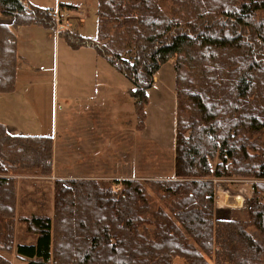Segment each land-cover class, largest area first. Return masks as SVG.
Returning <instances> with one entry per match:
<instances>
[{
    "label": "trees",
    "instance_id": "16d2710c",
    "mask_svg": "<svg viewBox=\"0 0 264 264\" xmlns=\"http://www.w3.org/2000/svg\"><path fill=\"white\" fill-rule=\"evenodd\" d=\"M170 2L98 0L96 39L68 28L58 33L72 48H94L133 84L140 125L154 74L181 55L173 67V178L55 179L53 216H19L34 238L14 247V174L49 176L52 140L10 134L0 123V264H12V252L26 264H173L175 257L264 264V184L253 185L257 200H250L245 222L215 219L212 181L264 180V144L252 139H264V0ZM47 11L29 0H0V13L13 15L16 26L57 29ZM10 40L0 36V61Z\"/></svg>",
    "mask_w": 264,
    "mask_h": 264
},
{
    "label": "rangeland",
    "instance_id": "374dc122",
    "mask_svg": "<svg viewBox=\"0 0 264 264\" xmlns=\"http://www.w3.org/2000/svg\"><path fill=\"white\" fill-rule=\"evenodd\" d=\"M62 10H73L82 13L81 21L75 16L68 17L69 30L78 35L88 38H97V2L98 0H58ZM48 5L54 0H43ZM163 6H172L170 0H161ZM55 7V5H52ZM72 9H70V8ZM71 12V11H70ZM264 16V14H261ZM37 28L31 32L21 34L20 46L23 47L25 60L19 62L17 73L20 77L31 78V83L20 85L15 93H7L3 102L7 103L10 110L17 108L23 129L28 133L38 135H54V158L52 172L57 176H75L93 170L102 176H124L132 175L142 182L152 179L173 178L174 165V140L176 126V98H175V71L174 63L179 56H173L163 63L153 77L154 83L147 91V101L144 106L145 117L142 128L136 115V126L134 129L135 143H130L133 151L129 154V162L118 157L119 164H113V154L102 155V150H97L96 160L101 163L89 164L95 158H85L79 162V149L76 148L73 155H67L64 143L65 134L69 131L83 137L85 126L89 119L97 116L100 122H110L113 105L105 95L109 89L115 93L123 92L124 88L133 84L109 66L108 61L98 55L92 47L82 46L72 48L65 37L58 33L48 36L45 33L54 32L51 28L44 26H31ZM26 49V54L24 52ZM28 57V58H27ZM130 57V56H125ZM197 82L196 78H192ZM183 81H188L186 78ZM27 85V86H25ZM25 86V87H24ZM118 97V94H117ZM118 100V98H117ZM123 102V98H119ZM96 103L97 109L86 104ZM136 109V107H135ZM125 111L131 109L124 107ZM101 124V123H100ZM102 126V124H101ZM138 130V131H137ZM143 132V133H141ZM87 134V133H86ZM252 139H258L264 144L263 138L254 135ZM84 143H74V145ZM108 147H114L113 143H102ZM123 147L120 150H124ZM94 152V147L89 148ZM104 153L107 151L104 149ZM126 156V152H123ZM253 153V152H251ZM58 155V156H57ZM56 156L58 158H56ZM66 160L69 163H63ZM212 161V166L216 164ZM16 178L18 218L15 217V239L14 247L19 243H30L34 234L27 232L25 223L19 221V216L41 214L53 216V193L54 177L32 176L28 174H14ZM99 179V178H95ZM214 183V217L217 220H239L248 222L247 210L250 200L256 199L254 195L255 182L264 184V180L252 177H240L232 175L229 177L212 178ZM146 184H148L146 182ZM146 187L148 185H145ZM149 198L154 206L161 202L155 197L153 191ZM259 200L264 203V188L259 193ZM246 230L258 236L253 226H247ZM14 250V249H13ZM5 254V253H4ZM12 264H26L24 259L19 258L15 252L6 254ZM213 263V262H211ZM173 264H187L183 258H173Z\"/></svg>",
    "mask_w": 264,
    "mask_h": 264
},
{
    "label": "crops",
    "instance_id": "0c3cea01",
    "mask_svg": "<svg viewBox=\"0 0 264 264\" xmlns=\"http://www.w3.org/2000/svg\"><path fill=\"white\" fill-rule=\"evenodd\" d=\"M31 3L46 8L49 10L52 9H60L62 10V5L60 1L54 0L55 2H51V4H44L43 0H29ZM52 5H55L53 7ZM70 8V7H69ZM72 9V8H70ZM66 11V10H62ZM71 11L70 16H75L81 19H83L82 13L73 10H67ZM34 25H22V26H16L15 24V17L13 15H2L0 13V36L1 37H9L10 44L12 45V48L6 53L5 59L0 61V123L4 125L6 130L10 134L15 135H24V136H49L52 140V160H51V173L47 177H54V178H64V179H125V178H136V176L132 175H124V176H102L100 174L94 173L93 170H86L83 173L76 174L75 176H66L61 175L57 176L55 173L52 172V162L54 158V144L56 143L54 135H38L33 133H28L27 129H23V125L21 124L20 117L18 116L16 109L14 108L10 110V114H8L9 110L7 108V103L3 102V98L7 95V93H15L20 85H24L26 83H22L23 81H26L31 83V78H25L20 77L17 73V68L19 62L25 60V56H23V47L20 46V38L21 34L28 32L30 28H37V27H31ZM36 26H42V25H36ZM47 28V27H45ZM69 29V28H68ZM54 32H48L45 33L48 36L56 35L57 29H54ZM26 49H24V52L26 54ZM28 58V57H27ZM109 66L114 68L109 62H107ZM115 71L119 72L116 68H114ZM120 73V72H119ZM122 74V73H121ZM124 76V75H123ZM155 76V74H154ZM126 78V77H125ZM127 79V78H126ZM128 80V79H127ZM153 84L154 79H153ZM156 85V84H155ZM27 86V85H25ZM24 86V87H25ZM133 90V86H129L127 88L123 89V92L115 93L114 89H109L105 95L108 96V100L110 103L108 105H113L114 108L112 109L113 112H109L112 119L110 122H100V119L97 116H93L89 120V124H87L85 127V134L83 137H80L79 135H76L74 132L69 131L68 134H65L64 137V143L65 147L67 149V155H73L75 152V149H79V162L84 160L85 158H95L94 161H88L89 164H95V163H101V160H96L95 156H98L97 150L101 148L103 157L113 154L114 160L113 164H119L118 157H121L122 159H126L124 162L130 163L129 154L132 153L133 147L130 143H135L136 135L134 136V129L136 126V109H135V101L133 97L130 95V91ZM148 89L146 90L147 94ZM118 94V97H117ZM123 98V102L118 101L119 98ZM118 98V100H117ZM86 106H91L93 109H97L96 103L94 104H86ZM127 106V108L131 109V111H125L124 107ZM102 126H101V124ZM145 126L144 124L139 127L142 128ZM138 131V130H137ZM87 133V134H86ZM143 133V132H141ZM74 143H84V148L82 145H74ZM102 143H113L114 147H108L105 144ZM94 147L96 150L94 152L90 151L89 148ZM123 147H126L124 150H120ZM106 150L107 152L104 153L103 150ZM126 152V156H123V152ZM58 156V155H57ZM56 156V158H58ZM63 163H69L68 161L64 160Z\"/></svg>",
    "mask_w": 264,
    "mask_h": 264
},
{
    "label": "built area",
    "instance_id": "2783aa9c",
    "mask_svg": "<svg viewBox=\"0 0 264 264\" xmlns=\"http://www.w3.org/2000/svg\"><path fill=\"white\" fill-rule=\"evenodd\" d=\"M48 16L55 21L56 28H69L68 17L70 16L69 11H60V9H52L47 11Z\"/></svg>",
    "mask_w": 264,
    "mask_h": 264
}]
</instances>
